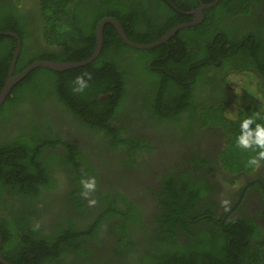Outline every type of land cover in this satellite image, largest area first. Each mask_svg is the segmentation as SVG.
<instances>
[{
  "label": "trees",
  "instance_id": "1",
  "mask_svg": "<svg viewBox=\"0 0 264 264\" xmlns=\"http://www.w3.org/2000/svg\"><path fill=\"white\" fill-rule=\"evenodd\" d=\"M257 2L262 3L254 10L258 26L249 22L247 33L232 28L236 25L229 21L249 14ZM38 8L39 16L26 17L11 3L0 2V31L16 34L21 42L12 75L35 60L88 58L95 48L96 26L104 17L117 20L126 36L139 44L154 42L189 19L162 0H38ZM204 15L201 24L179 29L169 41L149 49L128 46L107 22L101 50L91 63L65 71L37 67L12 86L0 106V255L9 264H264V240L253 223L234 220L218 225L204 215L211 209L205 196L215 185L203 176L189 171L172 180L163 178L165 192L156 198L163 197L168 228L151 234L137 201L112 187L105 173L127 165L139 168L143 161L136 164L142 159L138 152L151 149L142 139L122 135L133 109L155 127L177 122L186 113L202 125L221 128L222 168L251 173L247 160L254 153L236 147L235 140L244 117L258 112L262 119L256 122L264 123V85L259 83L264 79V0H218ZM15 47L14 37L0 34V90ZM209 67H214L216 77L231 70L232 75L255 72L258 80H250L248 87L256 88V99L236 108L234 101L221 106L194 101L193 91L201 84L217 89L219 82H227L206 78L203 70ZM85 72L92 75L89 86L82 93L73 92L75 77ZM49 109L57 115L55 121ZM68 120L82 132L92 153L79 151L74 141L59 133ZM104 150L123 158L110 163ZM85 176L97 180L90 196L95 206L87 205L80 194ZM50 191L56 208L48 206L50 199L47 205L41 203ZM89 213L95 214L91 220L84 217ZM103 223L106 230L101 235ZM176 228L185 234L183 241ZM136 236L141 242L133 239ZM136 244L142 253L131 260Z\"/></svg>",
  "mask_w": 264,
  "mask_h": 264
},
{
  "label": "flooded vegetation",
  "instance_id": "2",
  "mask_svg": "<svg viewBox=\"0 0 264 264\" xmlns=\"http://www.w3.org/2000/svg\"><path fill=\"white\" fill-rule=\"evenodd\" d=\"M162 1H164L171 9H174L189 18L187 19L188 21L183 23L193 22L196 17L194 14L195 11L198 10L202 4H209L203 3L202 0H196L197 3L199 2L197 6L188 4L191 2L190 0ZM0 2L11 3L12 7L20 15H25L26 17L32 14L36 15V17L40 15L38 0H0ZM216 4L209 8L202 9V19L198 23L183 28L194 27L201 24L205 18L204 12L211 9ZM261 4L262 3L260 2L254 4L251 12L246 16L239 17L238 19H231L229 21L230 25H236L231 27L239 28L245 33L250 29L249 22H254L252 25L257 27L258 19L254 10H256L258 6L261 7ZM253 7L255 9H253ZM170 39L171 38L169 37L167 41ZM42 43L40 41V44ZM225 47L228 48V45ZM232 71L233 70L228 73L224 72L216 77L214 75V67L205 68L203 72L206 78L212 79L214 77L215 80L218 78V82L222 78L227 80V82L226 84L219 82L217 89H211L206 87V85L201 84V87H197L193 91L192 96L194 101L200 102L201 100L202 102L205 101L207 105L216 104L220 106L234 101L235 93L232 92L230 87V79H228L229 77L225 78L226 76L231 75ZM248 71L256 77L255 72L252 70ZM187 72L189 76H192L191 69H188ZM259 83L264 85V79ZM255 91L256 88L255 90H252L253 95L255 94L256 96ZM213 93L215 95L212 99H206L210 97V95H213ZM198 111L199 109H197V112ZM47 112L52 121H55L57 116L55 115V112L52 109H49ZM128 113L133 116H130V118L128 116V126L122 135L129 133L130 136L133 135L136 139H142L151 147V149L149 151L138 152L137 155H140L143 159L138 158L136 160L138 166L140 162L143 161L142 166L139 168H135L133 165H127L125 170L117 171L118 169L116 168L108 172L105 171V173H108L111 177L112 187L119 189V191L125 194L129 199L137 201V204L142 210L143 217L145 218L146 227L150 233L154 232L151 228V220L157 215L163 213L164 210L160 201L163 197H161L160 200L156 198V195H163L165 192V181L163 178L166 177L167 180H172V177L177 178V174L184 172L189 173V171H192L196 176H203L209 185H215L213 191L205 196L211 209L209 213L204 215L212 218V224L216 223L222 225L223 223H230L234 220H247L253 223L254 230L258 234L260 240H264V163H262L259 170H252L249 174L244 171L239 173L226 172L219 161V152L224 144V133L221 128L209 124L202 125L194 117L191 119L186 113H181L177 122L165 121L161 126L155 127L144 123L135 109L132 110V113L129 110ZM65 122L64 126L58 125L59 133H63L66 139L70 138V140L74 141L73 146L79 151L88 150L92 153V150L86 146L82 132L79 129H76V126L73 125L70 120ZM80 146L84 147L81 148ZM104 151L107 152V150ZM106 154L108 155V158L106 159H108L110 163L119 161L120 159L122 160L123 158L122 155L119 156L118 154L111 152H107ZM100 163L103 164L104 162ZM101 167L103 168V166ZM58 177L61 181L62 176L60 177L58 175ZM146 184L150 186L148 193L142 191L146 187ZM59 192L63 195V190H60ZM54 195V191L48 192L47 196L41 201V203L47 205L50 199L52 203L48 206L56 208L53 200ZM222 200H226L228 203L222 204ZM46 202L47 204H44ZM86 204L88 205V202H86ZM68 208V210L77 217V214L75 213L76 211L71 206ZM204 208L205 204L201 202V209ZM89 210L87 209V212ZM49 211L50 210L46 211L48 216ZM198 213L199 212L196 211L195 215ZM94 215L95 214L93 213H91V215L89 213L86 214V216L84 215V217L91 220ZM190 229L191 231L193 230V228ZM105 230L106 224H100L98 233H101L102 235ZM175 233L176 236H178V240H184L185 234L182 233V231L176 228ZM106 237H110L108 233H106ZM110 239L112 242L115 241V238ZM133 239H136L137 243H139L141 242L142 237L136 236L133 237ZM252 244L254 245V242ZM141 253L142 248L139 244H136L135 251L129 255V258L133 260L135 254L140 255Z\"/></svg>",
  "mask_w": 264,
  "mask_h": 264
},
{
  "label": "water",
  "instance_id": "3",
  "mask_svg": "<svg viewBox=\"0 0 264 264\" xmlns=\"http://www.w3.org/2000/svg\"><path fill=\"white\" fill-rule=\"evenodd\" d=\"M216 3H217V0H214L213 2H211L209 4H202L200 6V8L195 11L194 14L196 15V17H195V20L193 22L178 24V25L172 27L170 30H168L160 38H158L154 42H151L148 44H139V43H135V42L131 41L126 36V34L123 31L122 26L119 24V22L117 20H115L114 18H111V17H104L99 21V23L96 26L95 48H94L92 54L88 58L81 60V61H75V62H73V61L56 62V61H51V60H35L32 63H30L26 68H24L22 71H20L19 73L15 74V75H12V71H13V67H14L15 61L17 59V56L19 54L20 47H21L20 38L12 32H1L0 31V34L10 35L16 39V47L13 51V56H12V60L10 63L8 76L6 78V81L3 85V87L0 90V106L4 102L7 95L9 94L12 86L15 83H17L19 80H21L23 77H25L34 68L44 67V68H48V69H51L54 71H65V70H69L72 68L82 67V66H85V65L91 63L99 55V52L101 50V47H102V31H103L104 25L107 22L111 23L114 26L117 34L120 36L122 41L125 44H127L128 46L135 48V49H149V48H153V47H155L161 43L167 42L169 37H171L178 29L198 23L202 19V9L209 8ZM0 247H1V237H0ZM0 262L3 264H9L1 256H0Z\"/></svg>",
  "mask_w": 264,
  "mask_h": 264
},
{
  "label": "clouds",
  "instance_id": "4",
  "mask_svg": "<svg viewBox=\"0 0 264 264\" xmlns=\"http://www.w3.org/2000/svg\"><path fill=\"white\" fill-rule=\"evenodd\" d=\"M92 79L91 73L85 72L75 77L73 81V92L82 93ZM258 119H262L258 112H254L250 116L244 117L240 121V132L236 137V147L254 153L247 160V167L253 171L259 170L264 162V123H257ZM81 196L87 200L89 206H95L97 201L90 198L91 194L96 191L97 180L94 176H85L80 180ZM227 204L226 200L221 201ZM39 225H36L38 228Z\"/></svg>",
  "mask_w": 264,
  "mask_h": 264
},
{
  "label": "rangeland",
  "instance_id": "5",
  "mask_svg": "<svg viewBox=\"0 0 264 264\" xmlns=\"http://www.w3.org/2000/svg\"><path fill=\"white\" fill-rule=\"evenodd\" d=\"M246 38L247 37L244 36V37H242L241 40L244 41ZM227 77H229L228 79H230V87H231L232 91L235 93V100H234L233 106H235V108H236L242 102L253 103L252 101H254L256 99L255 94L253 95V92H252V90H254V87L251 86V88H249L248 86H249L250 80L254 81L256 79L255 76L253 74L245 71V70H243V71L240 70V71H237L236 73H234V75L231 74V75L226 76L225 78H227ZM249 90H251V92H249ZM149 187L150 186L148 184H146V187L142 191L144 193H148L147 189ZM167 215L168 214L163 215V213H161V214L157 215L154 219L151 220L150 224L152 225L151 228L154 232L160 233V232H163L165 227L168 228V226L165 224V222H166L165 217ZM158 264H163V263H158Z\"/></svg>",
  "mask_w": 264,
  "mask_h": 264
}]
</instances>
